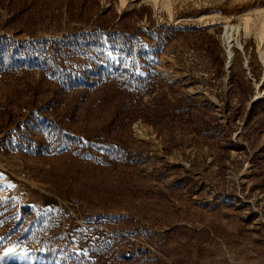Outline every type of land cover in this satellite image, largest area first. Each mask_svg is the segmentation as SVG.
<instances>
[{
	"label": "rangeland",
	"instance_id": "374dc122",
	"mask_svg": "<svg viewBox=\"0 0 264 264\" xmlns=\"http://www.w3.org/2000/svg\"><path fill=\"white\" fill-rule=\"evenodd\" d=\"M97 1L137 35L134 72L152 73L151 92L126 102L147 104L160 93L157 115L124 125L121 141L65 130L85 147L78 170L60 174L61 182L40 180L55 162L33 155L47 153L42 145L28 151L18 142L14 127L25 117L16 116L36 112L32 127L41 134L43 120L55 122L41 112V98L56 91L78 116L102 90L85 87L87 71L70 73L86 54L26 44L24 28L0 6V37H8L0 67V264H67L64 248L87 264H264V0ZM226 22L239 25L242 44L229 66ZM103 52L119 55L109 43ZM7 132L11 145L2 147ZM68 138L60 136L59 147ZM47 221L37 243L25 237Z\"/></svg>",
	"mask_w": 264,
	"mask_h": 264
},
{
	"label": "trees",
	"instance_id": "16d2710c",
	"mask_svg": "<svg viewBox=\"0 0 264 264\" xmlns=\"http://www.w3.org/2000/svg\"><path fill=\"white\" fill-rule=\"evenodd\" d=\"M0 6L12 15L10 23L24 28L30 39L25 41L26 44L42 45L52 42L54 45L59 44L69 54L77 56L86 54L83 60L80 58L76 60L75 65L70 68V73L87 71L84 76L85 87L95 91L102 90L100 95L103 99L86 103L78 116L74 114V107L68 101L63 104L57 101L59 94L56 91L50 92L44 99L41 98V112H51L55 120V122L43 120L44 130L41 134H37L36 129L32 127L33 122L41 120L36 112L27 113L25 110L16 116L25 117L14 127L18 142H23L28 151L32 149L31 145L36 149L37 145H42L47 153L37 151L33 155L49 158L55 162L54 166L39 172L40 180L50 183L61 182L64 178L60 174L78 170L79 161L83 159V156L81 158L78 156L85 147L82 145L78 148L79 139L69 136L64 132L65 130L74 133L101 131L107 138L121 141L120 135L123 134L124 125H130L134 119L140 117L150 121L156 117L162 96L160 93L155 94L147 104H140L138 101L126 102L128 95H135L139 100L145 89L151 92L148 78L152 73H149L148 77H142L134 72L137 35L133 33L131 24L123 22L122 16L112 14L110 9L103 10L97 0H0ZM116 25H123L122 30L117 29ZM7 38V36L0 37V67L6 62L4 56L8 51ZM107 43L110 44L112 51L118 52L117 58H107L103 52V45ZM2 119L3 116L0 114V130H2V121L5 123ZM12 132L4 135L2 147L8 143L11 145ZM62 135L69 137V143L59 147L62 140L58 138ZM76 149L78 150L75 151ZM112 151L119 152L116 148ZM92 165L99 166L98 163ZM49 229L47 221L37 228L30 227L25 237L30 242L37 243L38 230L46 233ZM105 246L113 249L115 256L119 255L120 252L108 242H105ZM61 252L67 253L69 250L64 248ZM91 252L97 253L93 249ZM66 253L64 257L67 264L91 262L84 260L83 263L82 254Z\"/></svg>",
	"mask_w": 264,
	"mask_h": 264
},
{
	"label": "bare ground",
	"instance_id": "6f19581e",
	"mask_svg": "<svg viewBox=\"0 0 264 264\" xmlns=\"http://www.w3.org/2000/svg\"><path fill=\"white\" fill-rule=\"evenodd\" d=\"M262 26H264V20ZM239 28H240L239 25L230 22H226L223 25L222 40L224 43L225 52L227 56L226 58L227 66H229L230 61H232L234 55L233 47H238V48L242 47V44L240 43L238 36Z\"/></svg>",
	"mask_w": 264,
	"mask_h": 264
}]
</instances>
